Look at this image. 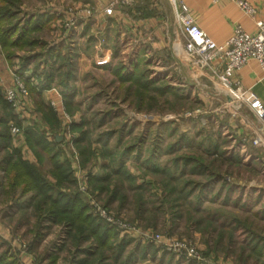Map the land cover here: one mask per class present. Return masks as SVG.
I'll list each match as a JSON object with an SVG mask.
<instances>
[{"label":"rangeland","instance_id":"374dc122","mask_svg":"<svg viewBox=\"0 0 264 264\" xmlns=\"http://www.w3.org/2000/svg\"><path fill=\"white\" fill-rule=\"evenodd\" d=\"M46 1L53 3L63 15V17L60 16L59 22L55 26L54 23L52 24L51 30L38 36L44 42L46 41L49 47H65L62 52L65 59L54 62V68L59 73V80L51 86L60 92L63 100L66 99V94L70 93H67L69 90L65 89L59 81H62L63 78L62 82L65 83V77L68 76L69 72H72V68L75 76L74 87L71 91L72 106H66L64 101L65 117H60L62 123L58 135L66 141L62 145L64 147L62 148L61 159L62 161L65 159L69 161L73 168L76 190L80 192V184H85L89 188L90 197L100 202L101 205H107V208L117 217H122L126 224L139 227L142 231L162 234L167 238H173L175 241L192 243L198 248L202 258L201 260L190 261L180 258L161 245L144 240L137 233L123 235L119 232L120 236L115 244L118 245L123 238L128 240L131 245L126 247L127 254L136 244L142 246L143 249L148 247L149 253L143 256L140 250L139 255L134 256V258H138L132 264H220L219 258L228 259V264H255L253 256H249V250L240 258L242 248L248 244L247 240H249H246L249 236L246 237L241 232L236 233V241L230 246H228L226 238L221 241V244H218L217 233H214L213 239L208 235H203L201 240L195 239L194 232L187 231V213H190L191 208L187 203L177 209L173 200L175 201L178 195L168 193L173 190L180 191L189 179L201 180V182L207 180L203 176L189 173L188 170L182 176L181 169L184 163L183 160L187 156H193L199 160L203 159L202 156L206 158V151L213 139L219 145L220 151L225 148L227 152L231 150L236 154L238 142L233 144L231 136H236V129L232 128V125H240L237 117H231L232 113H223V116H221V113L218 114L215 111L220 107L218 102L215 104L204 101L205 94L203 92L201 94V90L198 89V85L193 80L198 78L194 77V70L191 69L194 59L186 54L188 41L182 34L176 9L172 7L169 1L168 4L166 0H136L133 7L119 1V11L128 13L132 26H134L131 27L132 30L130 27H124L118 23L114 17L110 18L114 14V9L113 13L108 14V8H106L103 12L106 17H103L101 14L103 9L98 11L90 0ZM80 1L85 4H80ZM42 3L41 0H23L20 16L33 15L32 12L41 8ZM83 9L90 10L91 14L79 18L75 26L66 27L65 24L74 17L71 10ZM133 10H136L137 15L131 12ZM59 29L66 35L65 37L60 36ZM118 32H121L120 35L117 34ZM0 52L1 59H5L1 47ZM19 53L20 55L23 54V52ZM70 53L71 55L76 54L73 67L70 65V61L66 60ZM139 54H141L142 69L148 71L149 77L155 80L157 85L171 84L179 89L178 92L181 95L189 96L188 93H192L191 98L179 102L175 101L170 106L162 103L161 106H154L152 111L139 110L136 106L135 96L130 95V92L126 89L127 85L120 84L112 72V69L120 66V64L129 66L131 62L135 61L136 55ZM143 58L148 59L149 62H145ZM103 60L106 64L98 65ZM13 64H7V67H10L12 74L15 73L26 85V78H31L33 75L32 66L34 65L32 64L24 73V71H20V61L15 60ZM34 79L33 77L32 82ZM217 82L222 84L218 79ZM0 90L6 100L5 90L1 86ZM27 90V98L29 97V100L33 102L34 98L30 90L28 88ZM22 99V104L16 109L12 106L15 114L17 112L20 116L21 114L26 115L22 120H27L26 122L29 125L36 126L35 122L38 118L30 116V107L32 109L34 107L36 114L38 113L42 118L41 113L38 111L35 102L29 106L25 98ZM109 111L110 114L102 115ZM0 112L2 113L1 107ZM96 114H98L97 117H95ZM16 116L20 120L17 114ZM102 119L104 120L103 124H101ZM24 121L21 122V125L13 120H10L8 125H4L0 121V131H4L11 139V141L10 139H7L9 140L7 141L0 138V164L6 152H13L17 149H19L21 157L27 161L25 159L26 154L23 151L24 145H22L25 129L23 128ZM73 125H80L83 130L88 132L87 138H84L78 145H76L75 140L81 137L80 129L78 127L73 128ZM13 126L18 127L20 132L12 133L11 128ZM221 129L223 132L222 139L218 136V130L220 132ZM107 133H111V136L107 137ZM183 135H185L186 140L182 141L181 137ZM156 144L159 148L154 164L170 167L171 172L177 177L176 180L169 178L167 180L165 177L157 176L152 173V170L147 169L148 167L144 162L149 158L150 152ZM129 146L135 147L125 160V173L113 178L111 176V179L104 183H96L105 189L100 193L99 188H95L90 184L89 175L107 176L109 172L117 168L121 153ZM80 149L86 150V157L80 155V151H83ZM169 149H172L173 153L168 154ZM111 152L112 154L109 155ZM139 152L140 155H138ZM177 157L180 160L176 165L172 162V159ZM228 162L227 159H224L222 161L223 165L216 162L209 167H211L210 170L215 172L221 169L220 174L228 175L227 183L224 185L225 188L221 192L222 197L224 198L227 193L229 184L239 185L243 187V196H238L241 201L238 205L231 202L227 208L221 207L220 203L215 205L208 201L204 202L203 206L206 211L220 210L224 212L228 221L233 218L231 214L238 219H248L249 222L254 223L255 230L264 237V190L257 188L261 187L258 185L264 181V177L262 176L263 181L260 179L259 181L255 180V182H248L246 179L238 180L236 177L238 172L236 173L231 166L232 162ZM109 164L110 167L107 168L106 166ZM39 167L42 171L47 172L51 165L47 162ZM3 173L4 171L0 167V174ZM240 178H243V176ZM143 184L145 187L142 191L135 190L137 186ZM250 184L254 187H250ZM117 185L123 192L120 193L121 195L126 193L128 200L125 199L127 204L124 206L120 205V199H115L111 205L107 202L109 192L106 188L108 187L110 191L115 189ZM191 188L192 186L186 190ZM215 188V192H217L220 184ZM200 189V186L196 187V192H199ZM207 192V190L204 191V194L210 200L211 195ZM139 193L144 194V200L149 203V212L144 213L142 217H139V212H136L137 208L133 197ZM167 194L170 195L167 196ZM259 196L263 197L261 204L252 208L254 199ZM6 197L5 195L0 196V223L12 228L13 237H20L21 242L18 243L17 247H14L19 264H25L20 257L22 254L31 256L34 260L32 264H71L74 258L87 257V253L84 252L78 253L77 256L76 253L73 255L74 247L58 226H55L56 229H54V226L47 229L42 244L37 247L36 251L31 252V231L32 226L35 224L34 218L31 217V211L27 216L29 220L22 226L23 228L19 227V231L16 232L14 227L18 225L19 212L13 207V201L11 202ZM223 198L221 202H223ZM178 202L185 203L182 198ZM245 203L248 204L246 209L243 205ZM120 207L122 210H119ZM154 207H160L161 210L154 211ZM88 208L90 213L96 217L93 210L90 207ZM176 211L180 213L178 220L176 219ZM173 222L176 226H173ZM0 238L2 241L5 240L4 237L0 236ZM8 244L11 247L9 241ZM84 246L86 247V244ZM106 254L110 255L106 260V264H121L124 261L123 258L121 262L115 263L114 254L111 250L107 251ZM256 264H264V256H261Z\"/></svg>","mask_w":264,"mask_h":264},{"label":"trees","instance_id":"16d2710c","mask_svg":"<svg viewBox=\"0 0 264 264\" xmlns=\"http://www.w3.org/2000/svg\"><path fill=\"white\" fill-rule=\"evenodd\" d=\"M23 0H0V47L5 54V59L10 65H14V61H20V71L25 73L33 64V75L31 78H26V86L30 90L34 102L38 111L42 115V121L48 126V130L51 134V140L48 139L45 132L40 131L36 126H29L24 129L26 145L36 156L37 162L31 163L24 160L21 157L19 149L13 152H6L3 157L0 167L4 171L3 177L0 179V187L4 192L11 196L13 199V206L20 208V215L18 224L22 225L29 220L27 218V208H31V217L34 218L35 224L32 228L31 238V251H36L46 237V230L52 226H58L60 230L66 235V239L69 240L73 248V255L76 253H87L86 258L78 259L74 258L71 264H106L107 258H109L107 251H113L114 262L119 263L123 259L121 264H132V262L138 258H134L136 254L139 255L141 250L142 255L149 253L148 247L144 248L139 245H135L131 251L127 254L126 247L131 245L125 238L121 239L116 245V241L119 239V231L108 227L102 220L94 217L88 208V205L82 199L78 190H76V179L73 175V168L69 161L66 159L62 161V147L63 140H59V129L61 128V122L58 115L54 112L53 108L48 106L41 98V93L44 90L51 89L55 81L59 80V73L54 68V62L58 60H64L62 52L64 46L49 47L46 41L44 42L39 38L41 34L51 30V26L56 18L47 14H33L30 16H20L22 13L21 6ZM19 52H23L20 55ZM76 54H68L66 60L70 61V65L73 67ZM144 59V58H143ZM145 62H149L148 59H144ZM32 70V68H31ZM72 72L68 73L65 77L66 82L62 83L65 89L69 90L66 94L65 104L68 107L72 106L71 91L73 90V81L75 79L73 68ZM113 74L117 78L118 82L122 85H127V91L130 95L133 94L136 98V106L139 110L152 111L154 106H161L162 103L172 105L175 101L179 102L184 99L191 98L189 96L181 95L176 86L171 84L157 85L155 80L149 77L148 71L142 69L141 54L136 55L135 61L131 62L129 66H116L112 69ZM25 75V74H23ZM72 75V76H71ZM25 77V76H24ZM35 78L32 82V78ZM0 90V121L4 125H8L10 120L19 122L21 121L15 114L12 105L6 101ZM170 97V99H169ZM164 99V100H161ZM110 114L106 112L107 115ZM98 114L95 115L97 117ZM104 120H101L103 124ZM81 125V124H80ZM73 125V128L80 129L81 137L75 140L76 145L80 144L84 138H87L88 132L83 130L81 126ZM106 135V134H105ZM111 133H107V137H110ZM0 138L7 140L10 139L8 134L4 131H0ZM186 140L185 135L181 137V140ZM9 141V140H7ZM11 141V139H10ZM135 146L127 147L120 156V163L117 168L112 172H109L107 176L97 177L93 174L89 175V182L95 188H99L100 193L105 191L103 186L96 183H104L107 180L122 175L125 173V160L132 152ZM159 146L153 147L150 152L149 158L145 160L147 169L152 170L157 176L165 177L168 180H176L177 177L171 172L170 167H163L155 165L157 157V149ZM8 149V148H7ZM83 150V149H80ZM173 153L172 149L168 150V154ZM112 154L109 153V155ZM229 152L226 150H219L218 145L214 148H210L206 151V158L198 159L193 156H187L184 158L182 164L181 175L183 176L188 170L193 175L203 176L206 181L189 179L185 183V186L180 191H171L168 193L177 194L175 207L181 208L184 204L189 205L191 208L188 212V228L187 231L200 232L201 235H208L213 239L214 233H217V243L221 244L224 238L227 239L228 246L233 245L236 241V233H243L246 237L249 236L248 244L242 248L240 258L244 256V253L249 250V256H253L254 263H258L261 256H264V237L255 230V225L249 222L248 219H238L236 216L231 221H228L225 217L226 214L220 210L206 211L204 208V202H211V204L220 203L221 207L227 208L231 202L234 205H238L241 201L238 196H243V187L240 186H227V193L224 198L222 197V191L225 188L226 176L220 174V170L215 172L210 170L211 164L219 162L221 165L222 158L227 157ZM82 157H86V150L80 151ZM140 155V152L139 154ZM217 156L216 158H214ZM221 158V159H220ZM179 158L172 159L174 164H178ZM51 165L47 172L40 169V165L47 163ZM110 167V164L106 166ZM114 174V175H113ZM174 175V176H172ZM112 176V177H111ZM111 177V178H110ZM203 183V184H202ZM220 184V188L215 192V187ZM191 189L186 190L191 187ZM200 186V191L196 192V187ZM145 185H139L135 188L136 191H142ZM107 202L109 205L113 203L115 199H120V205L127 204L126 193L118 187L109 191ZM211 195L210 200L204 191ZM238 193V194H236ZM170 194H167L169 196ZM144 195V194H143ZM141 193L134 195V204L137 208L136 212L139 217H142L144 213L149 212L148 204ZM237 195V196H236ZM28 196V197H27ZM161 196V195H160ZM25 202H21L23 198H26ZM183 199L185 203H179V199ZM223 198V202L222 201ZM126 199V200H125ZM263 200L262 196L254 199L252 208L255 205L261 204ZM24 201V200H23ZM244 209L247 208V203L243 204ZM107 207V205L105 206ZM264 209V206H263ZM119 210H122L121 207ZM154 211H160V207H154ZM192 212V213H191ZM120 213V212H119ZM176 219L180 218V213L175 212ZM264 216V210H263ZM175 221V220H174ZM175 222H173V226ZM74 244V245H73ZM86 244V247L84 246ZM115 246V248H114ZM75 256V257H76ZM53 259V258H52ZM0 264H19L17 257L15 256V250H13L7 242H4L0 238Z\"/></svg>","mask_w":264,"mask_h":264},{"label":"crops","instance_id":"0c3cea01","mask_svg":"<svg viewBox=\"0 0 264 264\" xmlns=\"http://www.w3.org/2000/svg\"><path fill=\"white\" fill-rule=\"evenodd\" d=\"M41 1L43 2L42 7L38 8L37 11L32 12V14H47L53 16L54 18H56L55 21L53 22L54 23L53 25L55 26V24L59 22L60 16L63 17L62 13L57 9V7L53 3L47 2L46 0H41ZM166 1L170 2V0H166ZM247 1L253 4V6L256 8L257 14L255 19L246 15L239 8V6L232 1H223L220 3H215L214 0H180L182 4V8L186 12H188V14L195 21V23L204 32H206L208 36L218 45H222L226 43L231 38L234 32V28L237 25L242 26L246 32L255 33L257 29V25H256L257 22L264 21V0H247ZM90 2H93V5L98 9V11L100 9H103L101 11L102 15L103 12H105L106 8L114 9V14L113 16H110V18L114 17V19L117 20L118 23L122 24L124 27H128V28L134 27L132 26V22L129 19V16L127 15L128 13H122L121 11H119L120 7L118 5L119 3L118 0H90ZM120 2L122 3L123 1ZM81 3L82 1H80V4ZM125 3L129 7H133L136 4V0H129L128 2ZM171 5L174 8L173 4ZM131 12L137 15L136 10H133ZM103 17L106 16L103 15ZM59 32H60V36L61 35L64 37L66 36L65 34L62 33V30L59 29ZM120 33L121 32H118L117 34L120 35ZM0 56L2 55L0 54ZM1 58L2 57H0V86L6 91L7 88L12 87L14 85V79L10 67H7L8 66L7 64L9 63H6L7 62L6 59H1ZM191 69L194 70L195 73V74L193 73L194 77H198L196 80L193 79L198 85L199 87L198 89L201 90V94L202 92L205 94L204 101L207 103L210 102L215 104L216 102H218L220 104V107L215 110L217 111L218 114L221 113L222 114L221 116H223V113H227V114L232 113L231 117H237V121L240 123V125L237 124L232 125V128L236 129L237 137L235 135L234 137L231 136L233 144L238 142L237 143L238 151H236L235 154L233 151L229 150L228 156L222 158V161L224 159H227L229 161L228 163L232 162L231 166L234 168L236 173L238 172L236 174L238 180L246 179L248 182L249 181L255 182V180L259 181L261 179V181H263L262 176L264 177L263 174L264 173V121L259 116V114L252 108L251 103L254 100H258L261 103L264 110V69L258 64V62L250 61L246 65H244L240 70H238L235 73L233 79L235 82L239 83V92H237L234 88H230L223 84H219L217 82V79H215V77L209 75L208 71H204L203 73L205 75L201 77L200 72H197L193 64ZM41 98L51 108H52L51 106L52 103L56 105L58 111L56 112L54 110V112L58 115V118L60 119L61 122L62 120L60 117L61 116L64 117L65 108H64V100L62 99L60 92L54 88H51L49 90H44L41 93ZM26 102L29 106L32 105L31 103H34V101L32 102L31 100H29V97L27 98ZM30 109H31L30 116L38 118L35 122L36 127L40 131L45 132L48 139L51 140V134L48 130L47 125L42 121L38 113L36 114L34 107L33 109L30 107ZM16 114L19 116L21 122L24 121L22 120V118H24L26 115L21 114L20 116V114H18L17 112ZM215 116L217 117L216 114ZM221 116L219 117L221 118ZM26 121L27 120L23 122V128L34 126V125H29ZM222 133H223L222 129L220 130V132L218 130V136H220L221 139L223 138ZM62 140H63V144H65L66 141L64 140L63 137ZM22 145H24L23 151L26 154L25 159H27V161L31 163L37 162L36 156L31 151V149L26 145L25 133H23ZM62 145L61 147L63 148L64 146ZM216 145L217 142L213 139V141L210 143L208 150L210 148H214V146ZM223 150L225 151L226 149L223 148ZM241 170L243 171L241 172ZM239 175L243 176V178H240L241 176ZM2 177L3 175L0 174V179ZM226 179L228 180V175L226 176ZM251 185L252 184H250V187H254ZM258 186H261V187H257L258 189L264 190V181L260 182ZM2 195H5V197L7 196L6 199L9 198L11 202L13 201L11 196L6 194L4 190H2V188L0 187V196ZM27 197L23 198L21 202H25V200H27ZM13 207H15L17 211L20 213L19 207L18 208L16 206ZM29 211L32 212L30 207L27 208V213H29ZM25 223L26 222H24L22 225L18 224L17 227H14V230L18 232L19 227L23 228L22 226ZM54 229H56L55 226ZM0 236L4 237L7 243L9 241V243H11L12 249L15 250L16 252V249L14 247H17L18 243L21 242V240L20 237L18 236L15 237L12 236V228L11 227L8 228L3 223H0ZM194 238L201 240L202 235L198 232H194ZM20 257L22 258V262H24L25 264H32L34 261L31 256H28L26 254H22ZM219 259L222 264L223 263L228 264V259L226 260H224L223 258H219Z\"/></svg>","mask_w":264,"mask_h":264},{"label":"built area","instance_id":"2783aa9c","mask_svg":"<svg viewBox=\"0 0 264 264\" xmlns=\"http://www.w3.org/2000/svg\"><path fill=\"white\" fill-rule=\"evenodd\" d=\"M128 2L129 0H118ZM215 3L223 1H232L249 17L255 19L256 8L247 0H214ZM178 14L181 24L182 34L185 36L188 44L186 54L193 58L192 64L201 77L208 71L209 75L218 79L223 85L234 88L239 92V83L235 82L233 77L235 73L250 61H256L264 69V21L257 22L255 33L246 32L242 26L237 25L234 28L233 35L224 44H216L206 32H204L193 20V18L182 8L180 0H170ZM112 8H108L107 13H112ZM74 17L67 22L66 27L70 28L76 25L77 20L91 14L90 10H71ZM106 62H100L98 65H104ZM14 85L5 91L6 100L16 109L22 104V98H27L28 90L21 78L13 75ZM53 110L58 109L54 103L51 104ZM252 108L259 114L264 121V110L258 100L251 103ZM65 117V111H64ZM68 118V117H67ZM12 133H19L18 127L11 128ZM80 195L85 200L88 207L93 210L96 217L102 220L108 227L115 228L121 234L137 233L144 240L157 243L168 251H172L176 256L190 260H201L202 256L198 248L189 242L175 241L173 238H167L162 234L155 232L142 231L139 227L126 224L122 217L114 215L107 207L94 200L89 195V188L85 184H80ZM86 197V198H85Z\"/></svg>","mask_w":264,"mask_h":264},{"label":"water","instance_id":"95a60500","mask_svg":"<svg viewBox=\"0 0 264 264\" xmlns=\"http://www.w3.org/2000/svg\"><path fill=\"white\" fill-rule=\"evenodd\" d=\"M59 140H62V138H61V137H59V138H58V141H59Z\"/></svg>","mask_w":264,"mask_h":264}]
</instances>
